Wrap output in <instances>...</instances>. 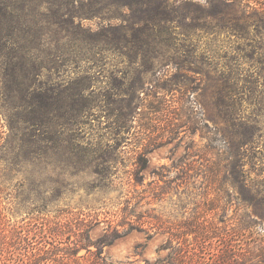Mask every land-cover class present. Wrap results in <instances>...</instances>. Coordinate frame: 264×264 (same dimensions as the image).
<instances>
[{
    "label": "trees",
    "instance_id": "16d2710c",
    "mask_svg": "<svg viewBox=\"0 0 264 264\" xmlns=\"http://www.w3.org/2000/svg\"><path fill=\"white\" fill-rule=\"evenodd\" d=\"M86 1L0 0V84L13 106L28 114L24 137L0 141V151L14 154L0 156L3 176L9 180L21 168L32 177L47 176L50 170L59 174L35 184L36 199L44 202L35 208L39 216L0 222V264H112L102 249L126 231L117 224L94 240L92 231L101 222L98 212L56 204L69 185L61 175L90 172L107 178L105 168L115 163L102 144L78 140L76 134L81 118L91 114L93 75L112 54L146 64L150 72L172 65L180 74L204 75L214 108L207 102L212 169L222 176L223 186L238 189L237 198L245 205L264 206V190L248 180L253 173L264 174V2L208 0L209 8L191 16V2L180 9L171 0ZM122 7L133 10L130 18L122 17ZM95 18L101 20L97 28L84 24ZM188 18L194 26L180 31ZM198 18L205 19L203 25L195 23ZM194 28L213 35L214 42L224 32L227 43L233 39L237 46L217 48L209 42L202 48L192 38ZM38 120L44 125L42 134ZM256 211L264 218V208ZM132 215L122 214L125 219ZM254 222L241 219L224 226L221 250L210 261L199 252L211 230L194 231L196 247L186 250L175 244L180 242L178 230L158 224L170 234L164 246L168 254L152 264H264V232L251 236ZM238 236L242 239L236 245Z\"/></svg>",
    "mask_w": 264,
    "mask_h": 264
},
{
    "label": "rangeland",
    "instance_id": "374dc122",
    "mask_svg": "<svg viewBox=\"0 0 264 264\" xmlns=\"http://www.w3.org/2000/svg\"><path fill=\"white\" fill-rule=\"evenodd\" d=\"M171 2L180 9L187 3H194L193 7L187 5L191 16L194 13L200 16L210 7L208 0ZM136 8L141 12L140 5ZM121 12L124 18L133 14L129 7H122ZM193 21L186 19L187 24L180 25L179 30L188 29V24L193 25ZM197 22L203 25L205 19L198 18ZM100 23L98 18L84 21L90 28H97ZM213 37L192 29V38L202 48L210 45L209 42H213L214 47L218 45L217 48L237 46L233 39L227 43L224 32L215 42ZM174 44H178V40H174ZM121 58L109 55L101 72L93 75L91 114L81 118L76 132L78 140L102 144L115 163L105 168L107 178L90 172L61 175L69 185L65 190L67 194L56 204L98 212L101 222L92 231L94 240L112 231L117 224L121 231H126L102 249L103 256L112 264H152L158 258L167 257L168 250L164 246L170 234L159 229L158 224L169 226L173 232L178 230L180 242L175 241V244H181L186 250L196 247L194 231L199 228L211 230L212 237L199 252L209 261L221 250L219 236L224 226L236 225L241 219L252 220L255 225L251 236L263 233L264 218L258 215L256 208L264 206L245 205L237 198L238 189L223 186L222 176L212 169L206 147L208 142L211 143L206 139L207 102L214 108L213 100L209 98L211 91L206 90L203 81L205 76L180 74L172 65L160 67V72H153L155 69L150 72L151 68L146 64H133ZM199 65L205 68L203 64ZM145 70L149 73L141 72L139 76L138 71ZM13 107L11 97L1 83L2 142H16L24 137V128L28 126L24 108ZM37 123L41 128L39 134H42L44 125L39 120ZM2 155L7 157L5 150L0 151ZM12 156L14 154L10 153L9 157ZM3 168L0 165V222L15 224L33 220L39 216L35 208L44 203L36 199L35 184L41 178H57L58 172L50 170L47 176L32 177L21 168L22 171H16L8 180L3 176ZM249 179L257 182L256 189L264 190V174L253 173ZM123 212L133 215L125 219ZM240 239L241 236L234 237V244L238 245ZM258 249L259 246H255L256 253ZM256 256L254 260L258 261Z\"/></svg>",
    "mask_w": 264,
    "mask_h": 264
}]
</instances>
